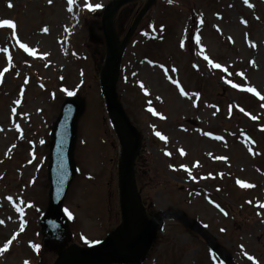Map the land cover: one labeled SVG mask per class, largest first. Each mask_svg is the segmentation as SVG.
<instances>
[{
	"label": "rangeland",
	"instance_id": "rangeland-1",
	"mask_svg": "<svg viewBox=\"0 0 264 264\" xmlns=\"http://www.w3.org/2000/svg\"><path fill=\"white\" fill-rule=\"evenodd\" d=\"M112 1L74 0L69 12L68 0H0V19L16 24L15 36L0 28V248L16 237L0 264H61V253L101 242L122 225L119 137L129 135L114 127L101 87L102 18ZM96 4L101 7L90 11ZM147 4L139 0L118 12L117 43ZM248 4L153 0L126 47L117 94L142 135L134 171L140 212L149 219L179 212L202 224L236 264H264V172L257 170L264 171V0ZM71 97L84 110L76 174L63 203L69 235L57 241L45 235L40 218L49 204L57 119ZM240 176L257 184L251 195L238 185L237 196ZM218 185L225 186L223 196L213 189ZM139 264L223 263L195 231L170 220Z\"/></svg>",
	"mask_w": 264,
	"mask_h": 264
},
{
	"label": "water",
	"instance_id": "water-1",
	"mask_svg": "<svg viewBox=\"0 0 264 264\" xmlns=\"http://www.w3.org/2000/svg\"><path fill=\"white\" fill-rule=\"evenodd\" d=\"M132 1L134 0H115L108 6L103 19L108 47V60L102 76V86L107 101L108 112L115 121L117 119L121 121L123 127L129 131L132 139L128 146L123 144L120 175L123 226L118 232L110 235L102 244L88 250L76 252L67 258L63 264H112L115 262L135 264L151 248L156 232L162 226L165 219L176 218L184 221L192 229L198 228L197 230L201 232L197 223H191L186 217L173 213L160 215L155 221H147L142 212L138 213L135 203L138 198L134 181V161L140 147V136L137 130L130 124L122 106L118 102L116 80L120 53L146 10L140 15L120 48H118L113 34L108 32L106 26L107 24L111 26L117 11ZM82 108V104L77 99L68 100L64 105L62 115L56 127L55 143L52 149V164L49 170L51 181L50 205L41 219L46 235L55 239H62L68 234L65 214L62 210V201L75 174L73 148L76 136V123L82 112ZM207 241L214 251L228 264H234L230 256L222 252L216 244L209 239Z\"/></svg>",
	"mask_w": 264,
	"mask_h": 264
},
{
	"label": "snow or ice",
	"instance_id": "snow-or-ice-1",
	"mask_svg": "<svg viewBox=\"0 0 264 264\" xmlns=\"http://www.w3.org/2000/svg\"><path fill=\"white\" fill-rule=\"evenodd\" d=\"M48 2L51 3L52 0H48ZM73 2H74V0H68V4H69L68 11H69V12L72 11V7H71V5L73 4ZM168 2L171 3L172 0H168ZM244 3H245V4H248V0H244ZM248 6H249V7H252L251 4H248ZM9 7H11V4H9ZM88 7H89V10H90V11H95L96 9H99V8L101 7V5H100V4H96L94 7H92L91 5H89ZM242 22H243V21H242ZM0 28L12 29V30H13L12 35H13V36L16 35V32H15L16 24H15L14 21L11 20V19H0ZM44 31L47 32V28H45ZM196 40H197V43H199V37H198V36L196 37ZM181 46L183 47V44H182ZM20 48L24 49L25 52H28L29 55H33V54H34V50H33L32 48L28 47L26 44H20ZM5 51H6V49H5ZM204 59L208 61L209 65H210L212 68H215V69H220V68H221V65H220L219 63H212L211 60H208V57H207V56H205ZM173 71H175V69H173ZM222 71H227V69H222ZM25 83H27V81H25ZM225 83H229V84H231V86H232L233 88H236V87H237V85L234 84V83H231L230 80H225ZM140 87L143 88L144 85L141 83ZM246 91L254 92L255 90L252 89V88H248V89H246ZM145 94L147 95V93H145ZM181 94H182V95L185 94V93L183 92L182 89H181ZM68 95L71 96V95H74V93L71 92V91H69V92H68ZM194 95H195V94H194ZM157 99H159V97H157ZM16 103H19V101H16ZM150 103H151V102L149 101V104H150ZM148 110H149L150 112H153V114L155 115V112H154V110H153L151 107H149ZM241 111H243V109H241ZM12 112L15 113V112H16V109L13 108V109H12ZM161 118H163V117H161ZM156 135H157L161 140H163V141H166V139H167L164 135H161L160 132H157ZM205 135H209V133H205ZM214 138L217 139V140L221 139V137H219V136H216V137H214ZM180 154H181V155H184L183 150H180ZM165 155H171V153L165 152ZM221 159H223V158H221ZM189 175H191V173H189ZM237 183H240V184H241V187H244V188L252 187L251 184H244V183H241L240 181H237ZM8 199L11 200V197H8ZM261 207L264 208V204H262ZM17 211L20 212L21 209H20V208H17ZM65 211L67 212V209H65ZM68 214H69V216H71L70 213H68ZM0 223H3V221H0ZM21 231H23V228H22V227H21ZM15 239H16V237L13 236V237H12V240H15ZM12 240H9L8 243H6V244L3 246V248H0V253H2L3 251H5V250L8 248L9 244L12 243ZM36 247H38V246H36ZM248 259H249V260H252L253 258H252L251 256H249ZM26 264H27V262H26Z\"/></svg>",
	"mask_w": 264,
	"mask_h": 264
},
{
	"label": "bare ground",
	"instance_id": "bare-ground-1",
	"mask_svg": "<svg viewBox=\"0 0 264 264\" xmlns=\"http://www.w3.org/2000/svg\"><path fill=\"white\" fill-rule=\"evenodd\" d=\"M108 30H110V27L108 28Z\"/></svg>",
	"mask_w": 264,
	"mask_h": 264
}]
</instances>
